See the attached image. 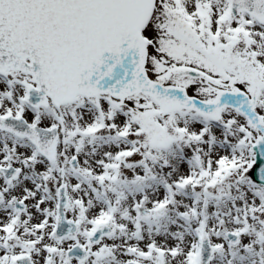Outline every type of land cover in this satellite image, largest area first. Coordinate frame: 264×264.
<instances>
[{
    "label": "snow or ice",
    "instance_id": "6c2138e0",
    "mask_svg": "<svg viewBox=\"0 0 264 264\" xmlns=\"http://www.w3.org/2000/svg\"><path fill=\"white\" fill-rule=\"evenodd\" d=\"M0 264H264V0H0Z\"/></svg>",
    "mask_w": 264,
    "mask_h": 264
}]
</instances>
